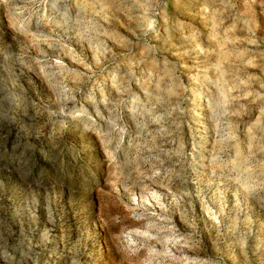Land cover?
Masks as SVG:
<instances>
[{"label":"rangeland","instance_id":"rangeland-1","mask_svg":"<svg viewBox=\"0 0 264 264\" xmlns=\"http://www.w3.org/2000/svg\"><path fill=\"white\" fill-rule=\"evenodd\" d=\"M0 264H264V0H0Z\"/></svg>","mask_w":264,"mask_h":264}]
</instances>
